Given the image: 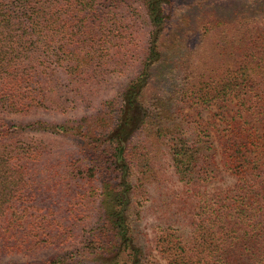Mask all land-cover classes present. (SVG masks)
<instances>
[{"label": "trees", "instance_id": "trees-1", "mask_svg": "<svg viewBox=\"0 0 264 264\" xmlns=\"http://www.w3.org/2000/svg\"><path fill=\"white\" fill-rule=\"evenodd\" d=\"M134 63L90 115L3 117L89 107ZM31 133L78 149L51 152ZM165 160L178 218L148 240L142 208ZM219 163L234 183L210 191ZM87 198L96 223L81 247L1 264H158L152 251L167 264H264V0H0V261L72 245Z\"/></svg>", "mask_w": 264, "mask_h": 264}, {"label": "rangeland", "instance_id": "rangeland-1", "mask_svg": "<svg viewBox=\"0 0 264 264\" xmlns=\"http://www.w3.org/2000/svg\"><path fill=\"white\" fill-rule=\"evenodd\" d=\"M128 4L133 5L135 0H125ZM136 6V4H134ZM139 71V66L137 63L131 64L123 73H115L112 75H108L102 79L100 82L99 88H96L91 91L87 101L90 100L89 107L87 103L80 104L75 110H67L64 114H56L49 112H34L26 117L19 116H3L5 119L13 122L19 121H27L32 119H43L49 122H66L73 119H79L85 115H90L94 112V110L100 105L104 100L110 99L114 97L118 92H120L125 85L137 75ZM215 109H211V112L205 111L203 115L205 117H209L211 113L215 112ZM33 138L39 142L42 138L47 145L48 149L53 152L54 150H58L62 152H73L78 149L77 145L73 143L72 139H60L54 138L49 135H42L40 133H31ZM219 160V157H218ZM163 172H164V180L166 181L160 183L159 186L151 188L152 200L147 202L143 210V219L141 222V228L146 233L148 240H151L155 234L156 225L160 220H176L178 217L176 215L178 202L175 199V195L181 190V186L176 182L173 174L172 167L168 160H165L162 163ZM218 180L211 185L210 191L214 189L220 188L224 189L228 186H231L234 183V179L229 175L226 169L222 166L221 163L218 165ZM56 197L53 196L44 201L45 204H52L55 202ZM60 203V200L58 201ZM81 204H86L87 208H91L92 211L88 212V217L84 218V220L79 221V226L75 230V238L71 243L72 245H64V246H56L52 248H48L46 250H42L35 254L34 256H26V255H11L9 257L4 258L0 261L1 263H5L9 260L13 261H39L44 260L49 257H54L65 253L66 251L72 250L76 247H81V245L85 242V237L88 232L94 228V224L96 223L94 202L92 199H84L80 202ZM97 206V205H95ZM141 242V241H140ZM150 247L151 243H149ZM152 254L158 264H167L166 261L156 253V251H152Z\"/></svg>", "mask_w": 264, "mask_h": 264}]
</instances>
